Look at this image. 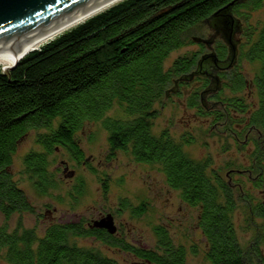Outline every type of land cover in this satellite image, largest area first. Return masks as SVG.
Returning a JSON list of instances; mask_svg holds the SVG:
<instances>
[{
	"label": "trees",
	"instance_id": "obj_1",
	"mask_svg": "<svg viewBox=\"0 0 264 264\" xmlns=\"http://www.w3.org/2000/svg\"><path fill=\"white\" fill-rule=\"evenodd\" d=\"M262 1L122 0L27 53L11 69L0 70V214L8 219L15 213L33 212L11 168L12 156L29 131L39 132L36 142L41 150L23 156V172L43 196L59 185L49 157L62 149L77 164L85 165L77 134L86 123L94 122L107 133L109 156L122 152L137 163L155 166L181 201L197 209L207 264H264V204L254 196L246 199L241 186L234 183L233 175L242 174L227 166L222 175L210 166L209 158L188 156L184 146L194 140L189 132L177 139L168 127L153 132L164 100L173 96L197 117L208 119L212 127L223 125L225 129L232 110L253 109L246 104L247 89L260 102L251 112V124L264 128V23L241 29L242 20L247 21ZM230 4L226 11L240 23L245 38L235 37L241 41L236 66L218 74L223 83L211 94L218 86L214 71L229 65V47L222 42L224 20L219 15ZM203 31L206 37L209 33L216 36L214 52L197 41L204 37L194 32ZM185 45L197 49L176 56L165 66L169 55ZM242 61L254 65V88L239 69ZM99 183L106 193L108 181L100 179ZM85 188L78 177L69 197L77 202ZM239 203H247L248 229L252 230L245 246L234 226ZM146 208L144 201L132 205L120 199L115 212L127 211L138 218ZM83 223V219L51 221L42 236L34 229L9 231L1 226L0 259L11 264H116L74 241L95 235L106 245L133 253L142 264H186V248L176 244L164 226L153 227L155 245L149 248L93 232Z\"/></svg>",
	"mask_w": 264,
	"mask_h": 264
},
{
	"label": "rangeland",
	"instance_id": "obj_2",
	"mask_svg": "<svg viewBox=\"0 0 264 264\" xmlns=\"http://www.w3.org/2000/svg\"><path fill=\"white\" fill-rule=\"evenodd\" d=\"M262 23H264V0L260 8L250 12L247 21L242 20L241 29L246 30L248 26L256 27ZM202 33L194 32V35L206 37L207 32ZM238 36L241 40L245 38L242 31L235 35V37ZM196 49V45H185L172 52L165 61V66L170 65L176 56ZM5 69L0 66V70ZM239 69L246 80L252 78L254 71L252 63L242 61ZM248 91L249 89L245 91V96L248 98L247 102L251 103L252 98L249 97ZM224 95L230 96V93L225 92ZM240 117L239 115L231 118L225 129L222 128L223 125L212 127L208 119L197 117L193 110L185 108L180 99L173 96L170 100H164L159 115L154 121L153 132L158 133L161 129L168 127L176 139L185 132L191 133L194 140L192 144L184 146L186 154L195 160L209 158L210 166L220 169L224 175L227 166L242 168L245 165V148L239 144L235 147V143L229 137L230 132L228 133V130L239 122ZM38 133L29 131L26 134L12 156L11 167L14 179L33 205V212L15 213L8 219L0 214V227L5 225L9 231L20 227L34 229L38 236H42L44 229L51 221L97 219L98 216L104 217L107 213L116 214L120 199H126L132 205L144 201L147 207L146 212L138 218H132L127 211L117 214L116 221L120 223L124 240L135 246L152 248L155 245L153 227L161 225L167 228L176 244L186 248V264H207L204 258V239L197 225V209L181 201L178 193L165 184L163 175L155 166L137 163L122 152H116L113 157L109 156L107 133L98 123H86L77 134L79 145L87 159L85 165L77 164L65 150H55L49 157L50 170L54 173L59 185L56 189L50 190L48 195L37 194L23 172L22 160L28 152L41 150L36 142ZM62 161L67 163L66 168ZM89 167L94 172L90 171ZM71 170H73L72 179L69 177ZM78 177L83 179L86 188L84 194L77 202H74L69 197V193ZM100 179L107 180L109 183L107 192L104 194L100 189ZM233 181L241 186L246 199L257 196L256 192L249 188L250 181L247 174L233 175ZM246 206L247 203H239L233 217L237 238L243 246L247 245L252 238V230L248 229L247 215L249 213ZM74 241L78 246L95 247L101 250L106 256L115 259L118 264H123L126 258L122 254H114L104 245L89 240ZM0 264L11 263L0 259Z\"/></svg>",
	"mask_w": 264,
	"mask_h": 264
},
{
	"label": "water",
	"instance_id": "obj_3",
	"mask_svg": "<svg viewBox=\"0 0 264 264\" xmlns=\"http://www.w3.org/2000/svg\"><path fill=\"white\" fill-rule=\"evenodd\" d=\"M115 1L116 0H0V57L8 56L11 58L14 54L17 57V61L4 71L14 67L27 53L37 49H32L20 55L22 49L26 46L38 41L41 37L53 31L59 30L70 22ZM120 1L122 0L114 4ZM114 4H111L109 7ZM231 5L232 4L225 7L223 12L219 15L220 19L224 20L222 22L224 23L225 29H222L221 32L224 34V40L229 47V65L227 68L235 61L236 44L233 41L235 35L240 33V23L231 15H228L227 12V9H229ZM209 57L213 60L215 58L213 54L209 55ZM72 175L73 172L71 171L69 177ZM92 225L94 227L107 229L110 233H114L115 231L112 216L110 214L94 221Z\"/></svg>",
	"mask_w": 264,
	"mask_h": 264
},
{
	"label": "flooded vegetation",
	"instance_id": "obj_4",
	"mask_svg": "<svg viewBox=\"0 0 264 264\" xmlns=\"http://www.w3.org/2000/svg\"><path fill=\"white\" fill-rule=\"evenodd\" d=\"M216 40V36H214L213 34L209 33L207 37L204 38H200L197 41H202V43L208 48V50H211L212 52H214L212 50V44L214 43V41ZM222 42L226 44L225 40L223 39ZM236 44V52L238 55V46L239 43L241 42L239 39L237 41H234ZM212 55V54H210ZM229 56V55H228ZM213 60V59H212ZM216 58H214V60L212 61L214 66L219 68L218 63ZM237 63V56L235 57V61L232 64V66L228 69H216L214 72L215 73V78L218 80L216 82V85L218 84V86L213 87L211 94H216L219 91V87L220 85L223 83V80H221L220 76L218 75L219 73H229L230 70L234 69V66H236ZM221 65H223L221 63ZM248 85L251 88L253 87V77L249 80ZM248 94V93H247ZM246 94V95H247ZM249 97L252 98V102H247L246 104H248L249 106H252V111L256 110L259 107V100L258 98L254 95H252V90L249 91ZM246 97V96H245ZM247 98V97H246ZM248 101V98H247ZM247 111V110H246ZM245 110L240 111V110H232L231 113L229 114L228 120H230V118H234V117H238L239 115L241 116L238 123H235L233 128L230 130H228L229 133V137L232 140L234 144V146L236 147L237 144L243 145V147L246 150V158H245V165L243 167V169H237L236 167H232L231 170L238 173V174H247V178L250 180V185L249 188L250 190L256 192L257 196H254V199L256 198L258 200V203H263L264 204V178L261 176L262 175V171L264 169V128H262V126L257 125V124H251V117L253 115V113L251 114L250 111L246 112ZM232 115V116H231ZM234 116V117H233ZM236 126V127H235ZM107 214H111L112 215V222H113V226L115 228L114 233H110L107 229L104 228H100V227H94L92 225V223L96 220H99L103 217V215L98 216L97 219H86L83 220V226L87 229L93 230V232H98L101 234H104L106 236H111V238H114L116 240H121L124 239L122 236V232H121V226L120 223H118L116 221V217L117 214H112V213H107ZM106 214V215H107ZM75 222H78L80 220V218L78 219H74ZM77 239H83V240H89L93 243H98L101 245H104L109 251L113 252L114 254H122L124 255L126 258L123 260V264H142L141 262L138 261V259L134 256L133 253L129 252V251H124L119 247H113V246H109L106 245L103 241H101L100 239H98L95 235H90L86 238H81V237H77ZM76 243V242H75ZM81 247V246H78ZM92 249H95L97 251L100 252V254L102 255V257L107 258V259H113L109 256H106L105 254H103L101 252V250L96 249L95 247H90ZM116 264H118V262L113 259Z\"/></svg>",
	"mask_w": 264,
	"mask_h": 264
},
{
	"label": "bare ground",
	"instance_id": "obj_5",
	"mask_svg": "<svg viewBox=\"0 0 264 264\" xmlns=\"http://www.w3.org/2000/svg\"><path fill=\"white\" fill-rule=\"evenodd\" d=\"M117 1H119V0H116L115 2H117ZM115 2L110 3L108 5H105V6L101 7L100 9H98V10H96L90 14L84 15V16L80 17L79 19L70 22L69 24L61 27L59 30L53 31V32L41 37L38 41H35L34 43H32V44L26 46L24 49H22V52L20 55H22V53H26L32 49L40 47L41 45L52 40L53 38L60 35L61 33L65 32V31L69 30L70 28H72V27L80 24L81 22L85 21L87 18L91 17L92 15L108 8L111 4H114ZM16 61H17V57L15 54L11 58H9L8 56H2V57H0V66H2L3 68L11 67Z\"/></svg>",
	"mask_w": 264,
	"mask_h": 264
}]
</instances>
